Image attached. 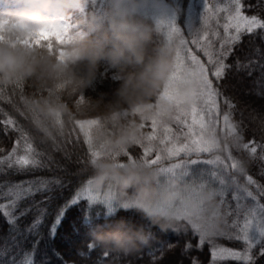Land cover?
Segmentation results:
<instances>
[{
  "label": "snow or ice",
  "instance_id": "snow-or-ice-1",
  "mask_svg": "<svg viewBox=\"0 0 264 264\" xmlns=\"http://www.w3.org/2000/svg\"><path fill=\"white\" fill-rule=\"evenodd\" d=\"M164 9L163 17L157 20L161 41L166 45L179 42L175 70L169 85L161 93L175 105L174 114L164 123L156 119L142 121L141 139L131 147L108 153L107 158L117 160L120 167H124V161L132 164L140 161L143 165L157 168L166 183L186 185L188 191L177 193V200L199 201L202 191L212 189L226 218L224 225L216 231L214 226L209 230L201 222L189 221L188 227L176 229L173 232L183 240L182 253L204 252L207 248V264H257L264 258V184L249 170L245 172L240 168L237 152L231 146L224 145L221 152L219 137L230 138L238 152L248 155L251 161L264 162V114L245 117L241 112L240 120L236 121L237 106L221 91L220 82L232 70L247 71L251 76L257 67L264 81V47L253 44L254 37L264 41V0H259L257 5L248 3V0H203L198 25L193 24L191 18L187 24L180 22L184 9L178 4L165 3ZM12 29H20L22 34L13 37L10 34ZM67 34V27L61 23L34 29L0 19V45L29 51L47 49L61 60L64 51L58 46L65 43ZM245 37L253 45L245 56L247 63L238 56L233 64L227 63ZM252 55L259 61L253 60ZM193 79L198 80V87L188 97H179L172 87L173 82ZM28 87L24 81L0 85V134L12 141L11 147L0 148V216L9 226L7 234L0 236V264H49L47 257L53 253L43 238V229L47 227V235L55 237L66 212L84 202L86 208L80 207V211L90 233L96 225H101L91 223L93 215L95 218L103 215L107 221L123 211L139 215L140 222L144 221L134 208L121 207L111 189L97 190L91 179L86 178L76 187L71 198L56 209L50 225L47 224L48 217L53 215L49 208L57 199L52 193L57 189L63 190L67 184L58 175H38L45 170H55L45 162V154L39 150L32 132L21 122L27 118L18 102ZM29 111L38 118L34 110ZM98 123L91 118L78 119L69 131V136L75 129L83 135L87 146L85 157L80 161L83 165L104 155V145L98 143L94 136ZM55 150L60 151L59 148ZM240 173L242 175H238ZM260 175L264 177V167ZM19 176L30 178L13 179ZM37 195L43 198L37 200ZM174 206V202L158 204L154 211H167ZM189 208L190 205H183L180 218L190 216ZM102 225L107 227L110 224ZM221 239L228 244L219 243ZM150 240H154L151 229ZM175 247L168 240L154 244L149 249L152 264H165V255ZM85 248L86 251L79 252L81 257H91L99 247L92 243L91 236V242L86 243ZM111 255L107 250L101 251L96 264H105ZM190 264L203 262L192 257Z\"/></svg>",
  "mask_w": 264,
  "mask_h": 264
},
{
  "label": "clouds",
  "instance_id": "clouds-1",
  "mask_svg": "<svg viewBox=\"0 0 264 264\" xmlns=\"http://www.w3.org/2000/svg\"><path fill=\"white\" fill-rule=\"evenodd\" d=\"M90 0H27L28 7L14 22L30 28L59 24V16L74 17L76 28L68 31L63 59L47 49H27L0 45V85L17 81L29 87L19 100V108L36 139L56 145L66 137L78 119L91 118L99 123L94 136L104 145V155L87 161L92 186L111 189L123 208H134L146 224H132L123 219L107 227L96 225L92 243L111 252L125 255L138 251L150 242V229L162 232L188 227L189 221L201 222L209 230L219 231L225 222L221 205L212 189L200 193L197 200H177L187 186L168 184L157 168L107 158L108 153L123 150L141 139L140 123L156 119L167 122L175 105L161 93L169 85L176 64L179 42L166 45L161 41L157 20L164 15L166 0H107L102 13L79 14L76 5L87 6ZM146 13L150 14V18ZM10 34L20 35V29ZM116 70L117 85L109 91L94 90L102 65ZM179 97H188L198 87V80L175 81ZM83 97V99H80ZM38 118L33 116V111ZM111 133V134H110ZM223 146L238 153L240 168L248 171L250 157L238 152L230 138L219 137ZM242 175V173L238 174ZM174 202L167 211H154L158 204ZM190 205V216L180 218L183 205Z\"/></svg>",
  "mask_w": 264,
  "mask_h": 264
},
{
  "label": "trees",
  "instance_id": "trees-1",
  "mask_svg": "<svg viewBox=\"0 0 264 264\" xmlns=\"http://www.w3.org/2000/svg\"><path fill=\"white\" fill-rule=\"evenodd\" d=\"M190 0H180V7L185 11ZM259 0H248V3L252 5H257ZM107 7V3L103 4L98 0H90L89 4L85 6V12L94 11L97 13H102ZM84 12V13H85ZM248 14H252L249 12ZM184 15L181 16L180 21ZM0 19L8 21H16V17L13 14H7L5 16H0ZM253 44L256 47H264V41H261L259 37L253 38ZM253 45H250L249 39L245 37L241 41V46L234 50V56L229 57L227 63L233 64L236 57H240L243 63H247L245 59L246 54H249L250 49ZM253 60L259 61V58L255 55L251 57ZM116 70L110 68L109 66L102 65L97 80L94 84V90H90L89 94L95 96L97 92L109 91L117 85ZM221 83V91L232 98V102L236 104L235 120H240V113L243 112L245 117L249 115L264 114V81L261 80V70L259 67L255 68L252 75L249 76L247 71H230L224 81ZM7 107V106H5ZM24 126L32 132L30 125L27 121H21ZM247 124V121H246ZM251 129L252 125H248ZM71 130V129H70ZM69 134V132H68ZM66 135L62 138L56 145L51 143L41 142L35 139V143L38 145L39 150L42 151L44 155V160L49 164L51 169L55 171H42L38 175L52 176L58 175L64 178L67 187L63 190L57 189L52 195H56L57 199L54 200L49 208L52 212V216L48 217L47 224L50 225L56 209L65 203L66 199L71 198L74 194L76 187L81 183L82 180L90 178V174L85 171V165L80 161L85 157L86 145L83 142V136L79 133V129L71 131V136ZM15 134H13L14 139ZM77 136H79V141H77ZM257 140H259V134H257ZM247 139V133H246ZM12 141L4 134H0V148L11 147ZM59 148L60 151L55 149ZM238 155V153H236ZM264 167V162L252 161L249 167V173L254 176L261 184H264V177H261L260 171ZM28 176L13 177V179H28ZM241 183H244L241 177ZM43 197L37 195L36 199L40 200ZM80 207L86 208V203H82L81 206L70 208L62 221L61 226L57 230V235L51 237L47 235V227L43 229V238L47 240V243L52 251V255L47 257L49 264H96V261L100 257L101 251L105 250L98 248L96 252L91 257H81L79 252L86 251L85 244L91 242L90 228L84 221V217L80 211ZM30 219V218H29ZM125 220L132 224H146L144 220L140 222L139 215H133L131 213H125L123 211L118 212L114 217L109 218L107 221L101 215L100 218H93L91 223L93 224H114L116 221ZM9 226L5 222V219L0 216V236H4L8 232ZM152 233L154 240L141 247L138 251L132 254H122L117 252H111L112 255L105 260V264H152V257L149 255V249L153 247L154 244H158L160 241L168 240L172 244L176 245L175 249L168 252L164 261L165 264H190L192 257H198L203 264H207L209 259L208 250L205 248L204 252L192 251L188 255L182 253L183 240L176 236L173 231L162 232L157 228H152ZM219 243L228 244L225 240H219ZM55 253L59 255L56 256ZM257 264H264V258L257 261Z\"/></svg>",
  "mask_w": 264,
  "mask_h": 264
},
{
  "label": "rangeland",
  "instance_id": "rangeland-1",
  "mask_svg": "<svg viewBox=\"0 0 264 264\" xmlns=\"http://www.w3.org/2000/svg\"><path fill=\"white\" fill-rule=\"evenodd\" d=\"M98 1L103 3V4L107 3V0H98ZM166 3L178 4L180 6V0H166ZM27 7H28L27 0H0V16H5L7 14L12 13V14L16 15V20H17L19 15ZM75 7L77 8V11L79 14H83L85 12V6L76 5ZM202 7H203V0H190L189 4L187 6V9L185 11V15L182 18V21H180V22L182 24H187L189 19L191 18V22L193 24L198 25L199 24L198 17H199L200 12L202 11ZM146 15H148L150 18H154V17H151L150 14H148V13H146ZM58 19L63 26L67 27L68 31L76 28V24L74 22V17L72 15H69V16L61 15L58 17ZM194 50H195V48H194ZM201 58L204 59L202 54H201ZM232 187L235 188L234 185ZM228 198L229 199L231 198L230 195Z\"/></svg>",
  "mask_w": 264,
  "mask_h": 264
}]
</instances>
